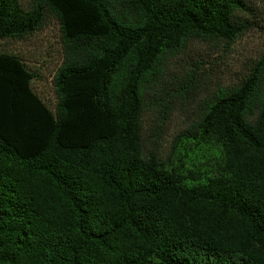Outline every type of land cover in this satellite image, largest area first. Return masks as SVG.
Wrapping results in <instances>:
<instances>
[{
	"label": "trees",
	"instance_id": "obj_1",
	"mask_svg": "<svg viewBox=\"0 0 264 264\" xmlns=\"http://www.w3.org/2000/svg\"><path fill=\"white\" fill-rule=\"evenodd\" d=\"M250 13L247 0H0V41L50 19L60 45L49 103L0 51V264H264V56L197 105L189 142L219 157L205 178L167 170L141 139L170 60L231 45ZM184 82L195 91V72Z\"/></svg>",
	"mask_w": 264,
	"mask_h": 264
},
{
	"label": "rangeland",
	"instance_id": "obj_2",
	"mask_svg": "<svg viewBox=\"0 0 264 264\" xmlns=\"http://www.w3.org/2000/svg\"><path fill=\"white\" fill-rule=\"evenodd\" d=\"M26 9L30 0H18ZM251 13L245 17L250 27L231 45L222 42L189 43L175 58L145 101L142 116V153L151 152L167 170L181 172L188 180L203 179L216 164L217 151L198 150L190 144L189 128L195 120L199 101L217 87L239 83L264 56V0H247ZM0 51L17 54L37 74L32 88L48 103L52 99L50 78L60 63L57 24L48 19L43 27L19 41H0ZM194 71L197 89H184V75ZM166 106L165 119L160 107Z\"/></svg>",
	"mask_w": 264,
	"mask_h": 264
}]
</instances>
